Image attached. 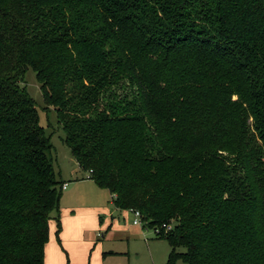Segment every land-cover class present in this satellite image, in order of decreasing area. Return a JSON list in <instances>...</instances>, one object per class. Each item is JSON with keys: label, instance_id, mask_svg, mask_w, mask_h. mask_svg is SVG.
Instances as JSON below:
<instances>
[{"label": "trees", "instance_id": "trees-1", "mask_svg": "<svg viewBox=\"0 0 264 264\" xmlns=\"http://www.w3.org/2000/svg\"><path fill=\"white\" fill-rule=\"evenodd\" d=\"M29 68L166 264H264V0H0V264H44L61 231Z\"/></svg>", "mask_w": 264, "mask_h": 264}, {"label": "rangeland", "instance_id": "rangeland-1", "mask_svg": "<svg viewBox=\"0 0 264 264\" xmlns=\"http://www.w3.org/2000/svg\"><path fill=\"white\" fill-rule=\"evenodd\" d=\"M21 84L36 103L40 126L54 146L52 157L57 178L72 183L82 178L87 180V173L77 169L75 162L71 161L72 155L64 143L65 133L58 123L57 113L54 108L46 107L41 86L31 68L25 73ZM109 200L110 194L106 191V209H109L106 216L110 218L112 211L114 225L107 233L106 239H102L100 233L98 240L91 241L97 220L95 218L93 220L84 211H77L80 215L77 218L69 217L66 213L67 207L77 208L84 206L85 203L79 201L73 204L68 193L63 191L60 200L62 231L58 234L56 223L51 224L50 238L45 249V264H166L170 252L167 241L158 239L153 229L141 225L134 226L133 215L131 213L121 215L108 204ZM176 264L184 263L178 260Z\"/></svg>", "mask_w": 264, "mask_h": 264}, {"label": "crops", "instance_id": "crops-1", "mask_svg": "<svg viewBox=\"0 0 264 264\" xmlns=\"http://www.w3.org/2000/svg\"><path fill=\"white\" fill-rule=\"evenodd\" d=\"M71 161L75 162L77 169H80L78 163L75 161L73 157H71ZM81 170V169H80ZM82 171V170H81ZM62 182L67 184V188L63 191H66L68 193V196L71 200H73V204L75 202L82 201L85 203L84 206H70L67 207L66 213L68 214L69 217L71 218H77L80 215L77 214L78 212H86L89 214V216L97 220L96 227L93 229L92 236H91V241L98 240V234L101 233L102 239H106L107 233L110 232L114 225V216L112 215V211H110V218H107L106 214L109 212V209H106V191L105 189L99 188L94 181L92 180H86L85 178H82L81 180H77L76 182H70L69 180H63ZM69 183V185H68ZM81 186H87V187H81ZM85 190H88L87 192ZM109 192V191H108ZM110 194V200L108 201L109 205H112L114 208L115 206L113 205V200H112V194ZM118 213L123 215L124 213H133L131 211H126V210H118L115 208ZM133 221H134V215H133ZM56 223L55 221H52V223ZM50 224V226H51ZM134 226L135 225L133 223ZM57 226V224H56ZM107 228V231H106ZM61 231H62V223H61ZM60 231V233H61ZM103 231H105L103 233ZM97 245V243H96ZM47 247V245H46ZM46 251V250H45ZM45 264V263H44ZM62 264V263H60Z\"/></svg>", "mask_w": 264, "mask_h": 264}, {"label": "built area", "instance_id": "built-area-1", "mask_svg": "<svg viewBox=\"0 0 264 264\" xmlns=\"http://www.w3.org/2000/svg\"><path fill=\"white\" fill-rule=\"evenodd\" d=\"M89 174H87V179H89ZM67 188V184H64V186H63V190H65ZM131 212L133 213V215H134V221H133V223L135 224V225H141V226H143V222H142V215H141V213H140V211H138V210H131ZM164 227L165 228H168L166 225H164ZM155 233H157V230L155 231Z\"/></svg>", "mask_w": 264, "mask_h": 264}]
</instances>
